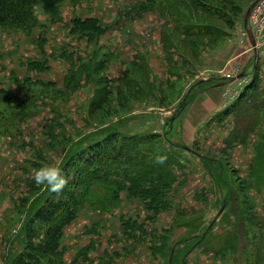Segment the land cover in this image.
I'll list each match as a JSON object with an SVG mask.
<instances>
[{
  "label": "rangeland",
  "instance_id": "1",
  "mask_svg": "<svg viewBox=\"0 0 264 264\" xmlns=\"http://www.w3.org/2000/svg\"><path fill=\"white\" fill-rule=\"evenodd\" d=\"M257 1L65 0L57 13L35 6L28 29L0 27V264L23 251L31 207L51 193L34 171L63 169L80 142L113 128L159 135L156 155L171 151L166 207L156 213L130 192L135 167L111 166L119 199L79 208L64 264H264V16L258 54L245 26ZM194 103L201 111L180 131L194 135L190 152L173 132ZM243 126L247 138L231 145Z\"/></svg>",
  "mask_w": 264,
  "mask_h": 264
},
{
  "label": "trees",
  "instance_id": "2",
  "mask_svg": "<svg viewBox=\"0 0 264 264\" xmlns=\"http://www.w3.org/2000/svg\"><path fill=\"white\" fill-rule=\"evenodd\" d=\"M64 1L0 0V27L28 29L35 23V6L41 5L47 13H57L60 4ZM246 92L244 90L245 95ZM250 130L248 126H243L234 132L229 140L231 145L237 140H245ZM88 142L89 139L85 142L86 144L80 142L64 160L65 174L69 177L68 173L74 172L76 179L72 183L69 181L59 193L51 191L46 202L41 204V200L31 207L32 217L26 225L24 249L14 254L5 264H64L62 239L66 227L77 219L79 208L88 202L107 211L106 208L119 199V193L124 188V184L109 178L108 171L111 166L135 167L136 169H131V172L127 174L131 185L130 192L143 200H149L146 207L150 209L152 207L156 213L161 207H166L164 192L171 187L174 176L168 161L173 156L170 154L171 151H166L164 148L168 157L167 161L163 165L157 163L154 166L150 165L151 160L159 151L157 146L162 143L159 135H127L113 128L103 132L99 139ZM163 142H168L170 148H179L168 140ZM218 164H220L221 172L212 175L215 182L216 179L217 181L220 179L218 175L226 176L224 164L222 162ZM148 182H152L149 188L146 185ZM98 183L106 184L111 191L113 190L112 193L108 197L95 198L91 188ZM220 184L228 185V180L223 179ZM228 202L229 198H224V206H228ZM225 209L226 207L221 208L220 212H224ZM210 230L208 228L205 234L198 237L207 238ZM192 238H187L184 242Z\"/></svg>",
  "mask_w": 264,
  "mask_h": 264
},
{
  "label": "clouds",
  "instance_id": "3",
  "mask_svg": "<svg viewBox=\"0 0 264 264\" xmlns=\"http://www.w3.org/2000/svg\"><path fill=\"white\" fill-rule=\"evenodd\" d=\"M167 159L166 154H157L154 162L163 165ZM34 180L37 185H43L55 193L61 192L69 183V178L64 170L55 164L36 169Z\"/></svg>",
  "mask_w": 264,
  "mask_h": 264
},
{
  "label": "crops",
  "instance_id": "4",
  "mask_svg": "<svg viewBox=\"0 0 264 264\" xmlns=\"http://www.w3.org/2000/svg\"><path fill=\"white\" fill-rule=\"evenodd\" d=\"M248 61V60H247ZM247 61H246V63H247ZM245 63V64H246ZM244 64V65H245ZM248 64H249V61H248ZM249 65H251V63L249 64ZM249 65H247V67L249 66ZM223 78V77H222ZM226 81H224V82H222V83H220V84H218L217 86H215L214 88H211L210 90L211 91H215V93H218V91L220 92V89L223 87L222 85H225L224 83H225ZM188 109L189 110H187L185 113H184V115L182 116V118H181V121L179 120V126L178 127H176V130L173 132L174 134H175V138H176V135H178V137L179 138H177V142L178 143H180V144H183V145H186L187 147L188 146H190V143H194V135H193V140L192 141H190V140H188V139H186L185 137H183V133H180V131L182 130V129H184V128H187V125H189L190 124V121H192V115H193V111H197V110H200L201 111V109L199 108V106H198V103H194V104H192V105H190V107H188ZM215 114H217V113H215ZM214 115V114H213ZM212 115V116H213ZM211 117V116H210ZM209 117V118H210ZM207 120H208V118L206 119V121H203V125L207 122ZM201 124V125H202ZM202 125V126H203ZM201 126V127H202ZM197 128V127H196ZM195 128V129H196ZM200 128V127H199ZM195 129L193 130V131H195ZM200 130H201V128L200 129H197L196 131H198L197 132V136L199 137L200 135H199V132H200ZM192 131V132H193ZM179 132V134H177ZM194 134H195V132H194ZM180 139V140H179ZM197 141V140H196ZM192 145V144H191ZM187 149H190L189 147L187 148ZM188 151H190V152H195L193 149H190V150H188ZM214 223V222H213Z\"/></svg>",
  "mask_w": 264,
  "mask_h": 264
},
{
  "label": "built area",
  "instance_id": "5",
  "mask_svg": "<svg viewBox=\"0 0 264 264\" xmlns=\"http://www.w3.org/2000/svg\"><path fill=\"white\" fill-rule=\"evenodd\" d=\"M261 16H264V0H258L256 2V4L254 5V7L252 9L251 16H250L251 29H252L253 35L255 37V42H256L254 49L256 50L257 54L260 51L261 45L257 39V32L255 29L254 21L256 22L257 18L258 17L260 18ZM243 91H244V89H243Z\"/></svg>",
  "mask_w": 264,
  "mask_h": 264
},
{
  "label": "water",
  "instance_id": "6",
  "mask_svg": "<svg viewBox=\"0 0 264 264\" xmlns=\"http://www.w3.org/2000/svg\"><path fill=\"white\" fill-rule=\"evenodd\" d=\"M256 4V3H255ZM254 7V6H253ZM252 9L251 8L248 12H247V15H246V18H245V26L248 27L249 26V19H250V16H251V12H252ZM248 32H249V35L250 37L252 38V43H253V46H255L256 42H255V37L253 35V32L252 30L248 29ZM175 118L173 119V122H174Z\"/></svg>",
  "mask_w": 264,
  "mask_h": 264
}]
</instances>
